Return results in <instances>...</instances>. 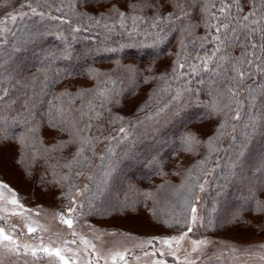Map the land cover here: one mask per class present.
Segmentation results:
<instances>
[{
	"label": "trees",
	"instance_id": "1",
	"mask_svg": "<svg viewBox=\"0 0 264 264\" xmlns=\"http://www.w3.org/2000/svg\"><path fill=\"white\" fill-rule=\"evenodd\" d=\"M124 2L43 0L44 19L29 13L15 24L9 20V31L0 39V89L7 90L6 95L0 91V148L14 151L10 166L22 173L33 190L53 201L68 200L81 176L90 170L98 180L95 188L86 190L83 207L77 208L80 220L104 222L144 214L153 224H172L180 230L187 226L200 180L211 172L205 207L212 198L216 212L211 215L212 227L264 231V213L255 210L253 199L255 194L256 199L264 200V75L257 73L247 79L231 110H220L228 103L230 65L219 76L200 71L181 81L175 80L180 70L173 72L178 53L204 55L199 38L207 35L203 10L208 0H152L155 9L135 13L122 9ZM142 2L127 0L138 7ZM176 2L190 15L164 32L141 25L129 36L119 27L120 10L150 20L156 10L161 16L172 12ZM113 4L116 9H110ZM256 6L261 7L260 0ZM249 10L250 0H238L232 14L238 12L242 17ZM61 19L69 23H61ZM104 24H115V30L108 32ZM126 24L130 26L131 20ZM77 27L81 31L74 32ZM210 40L209 36L203 41L209 55L217 46ZM181 41L186 48H181ZM241 51L240 47L226 48L216 62L226 64L221 57H239ZM180 59L183 62V56ZM177 89L181 97L173 100ZM102 90L109 96L103 108ZM237 110L240 120L232 119ZM95 112L102 115L93 118ZM154 114L151 121L142 122L145 126L141 123L145 115ZM98 121L105 128L92 135ZM125 121L130 122L129 129L115 133ZM225 123L227 134L216 140L219 151L210 153L207 142ZM87 124L92 127L85 128ZM233 125H238L234 140ZM109 131L115 139L105 144V158L100 156L91 167L95 147ZM81 137H87L91 147L83 145L77 156ZM242 161L247 165L245 171L236 172L235 164ZM69 163L70 168L64 167ZM77 171L82 175L76 176ZM65 175L68 180L63 179ZM190 176L199 180L194 183Z\"/></svg>",
	"mask_w": 264,
	"mask_h": 264
},
{
	"label": "rangeland",
	"instance_id": "2",
	"mask_svg": "<svg viewBox=\"0 0 264 264\" xmlns=\"http://www.w3.org/2000/svg\"><path fill=\"white\" fill-rule=\"evenodd\" d=\"M42 1L4 0L0 3V19L6 17L9 12L31 13L30 8L21 7L26 3H31L38 13H44ZM155 115H145L141 123L144 120L151 121ZM129 125L130 122L125 121L115 133L120 132V128H124L126 132ZM94 126L92 135L101 134L105 128L101 121L94 123ZM113 135L109 131L99 139L100 143L95 147L91 167L98 162L106 147L105 144ZM13 153L14 151L7 147L0 148V184L8 185L15 193L13 197L12 192L0 189L5 197L0 200V228L16 242L14 244L8 241L0 242V264H63L59 257L41 251V245L60 248L68 264H264V231L258 233L253 231L254 227L244 229L212 227L211 215L216 214L212 198L207 200L205 207L211 172L200 180L193 196L191 205L195 204L198 219L191 233L187 232V226L180 230L172 224L166 226L153 224L144 214L104 222L80 220L77 217V209L73 214V228L69 229L62 223L60 214L67 215V209L73 207V199L77 204H81L86 193L85 186L87 185V189L95 188L97 177H93L90 170L87 171L77 184L81 194L77 195L75 191L68 200L53 201L39 191L33 190L31 183L22 176V173L10 166L9 159ZM228 156L231 155H227L226 158ZM246 166L244 161L235 164V171L242 173ZM89 180L91 186L88 185ZM200 184H203V190L199 187ZM220 184L222 183L219 181L218 187ZM13 198L18 200L22 207L10 203ZM191 216L190 206L189 223ZM29 227L35 231L29 233ZM73 231L76 235L72 234ZM184 233L187 235L179 243L173 240L165 245L153 240L152 245L147 244L152 238L180 237ZM194 241L202 243L194 244ZM33 249L37 250L36 256L32 255ZM117 252L124 254L123 260L119 256L113 260L112 257Z\"/></svg>",
	"mask_w": 264,
	"mask_h": 264
},
{
	"label": "snow or ice",
	"instance_id": "3",
	"mask_svg": "<svg viewBox=\"0 0 264 264\" xmlns=\"http://www.w3.org/2000/svg\"><path fill=\"white\" fill-rule=\"evenodd\" d=\"M168 3H172L173 0H167ZM233 4H238V0H208L206 3V6L203 10L204 16H205V23L204 26L207 30V35L205 37L199 38L202 42L199 45L201 49H204V55L201 56L200 52H181L177 54V61L175 62L177 67L173 68V72L176 73L179 69V74L175 76L176 81H181L186 76H194L197 75L200 71L209 72L213 71L216 73L217 76L220 75L221 72H227L228 71V65L231 67V71L233 73L232 76L229 77L230 84L227 87V96H228V103L224 104L220 107V110H223L224 108H227L231 110V105L236 102V98L240 94V89L244 85L245 81L247 79H251L254 75L259 73L260 75H264V55H260L259 53H264V0H260L261 7L257 8V0H250V10L245 13L242 17L238 14L239 11H242L241 9H238V12L236 15L232 14V7ZM21 7H28L31 9V15H39L41 19H44V14L42 12L38 13L37 9L35 7H32L31 3H26L25 5H22ZM110 9H116L117 5L113 4L109 6ZM164 7L163 3L160 5V8L162 9ZM122 9H132L133 13H135L137 10L143 11L145 8H156V5L152 2V0H143V2L139 5L136 3L128 4L127 0L121 5ZM215 9V11H213ZM56 11H61V9H56ZM218 13V14H217ZM29 15V13L20 12L19 14H13L12 12H9L6 17L3 19H0V39L3 38V35L9 31L7 28V24L9 20L11 23L15 24L18 19H23L25 16ZM117 15L119 17V27L125 31L128 32L129 36L133 35L137 32V30L140 28L141 25H145L146 29H156L157 32H164L170 28H172L177 21H183L184 17L186 15H190L185 11V6L182 5L180 2H176L173 4V11L167 13L166 15L161 16L159 10H156L153 17L149 20L148 17L143 15H128V13L125 10H120L117 12ZM254 17H258L254 19ZM49 19L56 20L58 17L55 16H49ZM131 20V25L128 26L126 24L127 20ZM213 21H216V23H213ZM61 23H69V21H66L64 19L60 20ZM96 24L100 25L101 21L98 19L96 20ZM104 28L108 32H113L115 30L116 25L112 24L111 26L108 24L103 25ZM195 26H192L194 28ZM215 29V35L212 34V30ZM74 32L81 31L80 27L74 28ZM189 34H191V29H187ZM211 37V42H216L217 46L211 50V55L208 54L209 50L204 48L203 41L208 40V37ZM259 41V42H258ZM193 48H196L195 41H192ZM229 47H240L242 49L241 54L239 57H231L228 55H225L221 57V59H225L227 61L226 64H220L216 62V57L219 53H221L223 50ZM181 48H186V45L183 41H181ZM111 51H116V49H111ZM183 56V62H181L180 57ZM190 60H196L199 61V64H190ZM215 64L216 67L214 69H210L209 65ZM202 65V68H201ZM165 79H167L165 77ZM147 82V81H146ZM203 82V81H201ZM103 83H108V81H104ZM112 83H115V81H112ZM184 90L187 89V86L184 85ZM5 95L7 94L6 89H0ZM114 91V89H113ZM101 99V108L104 107V104L108 102L109 96L107 94L106 90H102L99 93ZM223 95V94H222ZM181 97V90H176V95L172 97L173 100H179ZM242 106V105H241ZM92 107L90 102V108ZM102 115L101 112H95L93 118H99ZM225 116L227 117V113H225ZM241 113L239 110L236 111L235 116L232 117V119L240 120ZM92 127L91 124L85 125V128L90 129ZM238 125H233V140L235 139V132L237 130ZM83 129H78V131H82ZM0 131H3V129H0ZM120 133H125L124 128H120ZM226 133V123L222 124L220 128L217 129V135L215 138H210L207 142L209 147V152L212 151H219V147L216 146V140H219L222 136H224ZM98 139V138H97ZM115 139V137L111 138ZM111 139L109 143H111ZM88 144L89 147H91L88 138L87 137H81V149L78 150L77 156L80 155V153L83 151V145ZM105 157L101 155L100 159L103 160ZM75 159V157H74ZM87 159V158H86ZM201 164L204 163V161L200 162ZM64 167H71V164H65ZM76 176L82 175V172L77 171L75 173ZM64 180H68L69 177L65 175L63 177ZM89 179H92V177H89ZM190 179L195 183L199 180V177H191ZM205 183L207 181L205 180ZM73 187H75L73 185ZM199 187L201 190H203V184H200ZM0 189H6L9 192H12L13 197H15L14 191L6 184H0ZM85 191L87 190V185L85 186ZM76 194H81V189L78 187L75 188ZM151 195V194H145ZM5 199L3 196V192L0 191V200ZM253 199L256 204L255 210L257 212L264 213V200H258L256 199L255 194L253 195ZM10 203H12L15 206L22 207L19 205L18 200L13 198ZM73 207L67 209V215L60 214L62 217V223L67 225L69 229L73 228L74 224V218L73 214L75 213L77 208L83 207L81 204H77L75 199L72 200ZM191 222L189 223L187 220L185 221L187 225V232L191 233L193 231L194 225L198 219L197 214V208L195 204L191 205ZM179 222V221H178ZM29 233L35 231V229L29 227L28 228ZM73 235H76V233L73 231ZM187 235V233L182 234L180 237H156L149 239L147 241V244L152 245L153 240H156L158 242H162L165 245H168L170 241H176L179 243L180 240L184 238V236ZM8 241L10 244L16 243L11 236L6 235L4 233V230L0 228V242ZM74 242V241H73ZM67 243V242H65ZM194 244H200L201 241H194ZM40 250L47 253L48 255H55L59 257L61 261H63V264H68V261L65 260V257L61 254L60 248H48L41 245ZM32 255H37V250H32ZM145 255H148V253H145ZM155 255V253H153ZM119 256L121 260L124 259L123 253H115L113 255V260L116 259V257Z\"/></svg>",
	"mask_w": 264,
	"mask_h": 264
}]
</instances>
